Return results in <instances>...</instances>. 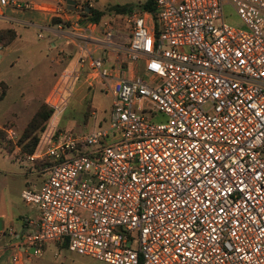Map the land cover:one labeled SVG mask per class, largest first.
Listing matches in <instances>:
<instances>
[{
    "label": "built area",
    "instance_id": "obj_1",
    "mask_svg": "<svg viewBox=\"0 0 264 264\" xmlns=\"http://www.w3.org/2000/svg\"><path fill=\"white\" fill-rule=\"evenodd\" d=\"M154 1L155 11L124 15L126 38L103 22L107 48H122L124 60L84 50L47 95L52 116L25 153L46 163V178L21 192L39 218L29 230L7 228V264L42 258L49 244L107 264H264V0ZM227 5L244 27L225 20ZM72 7L84 13L93 0ZM84 73L113 98L109 125L62 130Z\"/></svg>",
    "mask_w": 264,
    "mask_h": 264
},
{
    "label": "rangeland",
    "instance_id": "obj_2",
    "mask_svg": "<svg viewBox=\"0 0 264 264\" xmlns=\"http://www.w3.org/2000/svg\"><path fill=\"white\" fill-rule=\"evenodd\" d=\"M62 1L65 2V0ZM127 1L137 0H94L99 7L108 3L123 5L122 3ZM144 1L141 0L138 4H142ZM65 3L68 8H73L72 2ZM17 10L14 17L19 26L28 27L25 33L27 39L5 46L0 57V94L3 90L6 92L4 98L0 99V130L4 132V138L1 139L9 152L17 146L22 149L26 144L27 140L23 144L20 143L26 127L45 102L48 92L64 67L63 63H55L54 60L60 42H49L46 32L33 24H28L30 21H35V11L32 9ZM105 11L107 12L106 19L113 25L115 24L117 30L124 29L129 33V27L124 21V17L121 15L117 17V14L110 8H106ZM224 15L228 23L244 27L240 17L231 6L225 7ZM64 27L70 26L65 25ZM39 33H42L43 37H39ZM65 48L70 50L69 47ZM112 105L113 98L110 92L105 89L104 84L95 81L90 85L84 73L76 81L69 105L57 120V126L62 130L75 133L89 132L99 126L107 127ZM10 129L16 132V139L11 140L8 137ZM29 163L25 157L23 163L19 158L10 157L6 149L0 147V192L5 193L9 199L13 196V204L21 210L29 208L21 197L22 189L30 187L25 186L26 182L32 181L36 176L30 173ZM15 227L21 228L20 220L15 219ZM33 259L35 264H107L70 251L68 248H57L55 255L53 249H50L43 258ZM26 264L32 263L26 261Z\"/></svg>",
    "mask_w": 264,
    "mask_h": 264
},
{
    "label": "crops",
    "instance_id": "obj_3",
    "mask_svg": "<svg viewBox=\"0 0 264 264\" xmlns=\"http://www.w3.org/2000/svg\"><path fill=\"white\" fill-rule=\"evenodd\" d=\"M18 1L26 4L27 7L19 9L13 5L6 6V7L0 5V33L8 29H14L16 31V38L9 45L5 44V46H10L19 40L27 39L25 37V33L27 32L28 27L19 26L16 18L14 17V14L17 13L18 11L17 9L19 10L32 9L33 11H35V14H36L34 16L35 21L34 22L30 21V23L28 24H33L36 27L42 29L44 32H46L47 39L49 42H52V41L60 42L58 43L60 47H57L58 53L54 57V60H55V63H60V64L63 63L64 67L60 71L51 89L57 83L60 74L64 70L70 69L75 65L79 55L84 50L86 51L90 50L91 54L95 57L102 56V57L107 58L110 65H116L121 60H124L125 52L122 48L117 47L115 45H111L109 48H107L108 41L106 38L107 36L105 34L106 29L103 27L104 26L103 22L105 21L110 22L108 19H106L107 15H105V17L99 23H97L96 26L98 27L92 30L90 27H88L89 26L88 20H87L88 16L82 15L79 11L74 10L73 8H70V7L68 8L66 6L67 3H65V2H81L84 0H65V2L62 0L61 1L60 0H18ZM138 2H141V0L127 1L122 4L123 5L124 4H135L136 5L135 7H139L141 6V4H138ZM32 3L39 4V5H47L51 7L58 6L60 8H63L64 11H63L62 16H54L50 12L43 11V10H37L31 7H28V4H32ZM114 5L116 4L108 3L107 5H104L103 7L102 6L99 7L97 6L96 2H94L93 0V7L98 8L100 10L111 8ZM120 15L121 14H117V17H120ZM121 16L124 17V15H121ZM54 17L61 18L64 21H70L71 23L67 25L70 27L66 28L64 27L65 26L64 24H57V25L52 24V19ZM111 26H114V27H111L108 30L111 31L112 34L119 32L125 35V38L126 36H128V33L124 29L117 30L115 27L116 26L115 24L114 25L112 24ZM38 36L43 37V34L39 33ZM65 47H69L70 50H66ZM125 64L127 65L128 62L125 61ZM135 69H136L135 73L143 75L144 63L141 62V63L136 64ZM128 74L131 75V72L129 71ZM0 147L5 148L8 154L10 155V157L19 158L21 163L24 162L25 152L19 146H17L15 149H13L10 152L7 150L6 147H3L1 143H0ZM29 169H30V173L32 175L35 174L36 176L34 179H32V181L26 182L27 184L25 183L26 184L25 186H30L26 188L38 190L41 188V186L44 183V180L46 178V173L42 170V165L40 162H36L34 164L29 163ZM24 189L25 187L22 190ZM12 200H13V196L9 199L7 198V195H5V193L0 192V246L7 244L9 242L10 236L7 234L6 231L9 226L15 227V219H18L21 221V228L17 229L15 227L16 230L22 231V230L31 229L33 227L34 222H36L37 219L39 218V211L36 206L25 203L26 206L29 208L26 210H21L17 208L16 205L13 204ZM49 245L46 248L45 255L48 251H50V249H53V254L55 255L57 248L59 249L65 248L64 245L62 246L58 244H49ZM7 259H8L7 254L3 255L0 259V264H7V261H8ZM29 261H31L32 264H35L33 263L34 259L29 260ZM36 264H40V263H36Z\"/></svg>",
    "mask_w": 264,
    "mask_h": 264
},
{
    "label": "trees",
    "instance_id": "obj_4",
    "mask_svg": "<svg viewBox=\"0 0 264 264\" xmlns=\"http://www.w3.org/2000/svg\"><path fill=\"white\" fill-rule=\"evenodd\" d=\"M136 5L135 4H116L110 8L111 11H114L117 14L125 15L128 11L132 10ZM141 7L145 10L155 11V1L154 0H146L141 4ZM82 15L88 16V21H93L95 23H99L107 14L105 10H100L98 8H90L88 11L81 13ZM52 24H64L69 25V21H64L61 18L54 17L52 19ZM16 38V31L14 29H8L0 33V40L3 41L4 44L9 45ZM6 95V92L3 90L0 94V99H3ZM53 110L49 108L44 102L41 107L37 110L36 114L29 122L26 130L20 140V143L23 144L24 141L27 140L26 144L23 145L22 150L25 153H33L41 138L42 132L46 129L48 122L52 116ZM4 132L0 130V143L4 146ZM5 147V146H4ZM41 163V162H40ZM46 163H41V165H45ZM66 248L67 245L65 244Z\"/></svg>",
    "mask_w": 264,
    "mask_h": 264
}]
</instances>
